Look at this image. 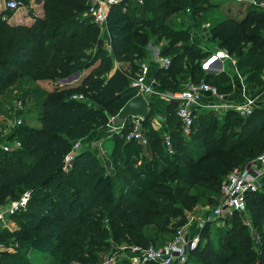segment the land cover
Returning a JSON list of instances; mask_svg holds the SVG:
<instances>
[{"label":"trees","instance_id":"1","mask_svg":"<svg viewBox=\"0 0 264 264\" xmlns=\"http://www.w3.org/2000/svg\"><path fill=\"white\" fill-rule=\"evenodd\" d=\"M17 1L28 9L33 22L12 24L15 10H0V97L22 82L30 85L78 72L85 75L78 85L22 91V105L17 108L22 123L11 133L0 132V206L31 193L27 206L12 215L18 228L2 231L0 244H32L49 253L52 264L90 263L108 246L104 242L108 233L120 244L161 247L158 243L168 236L173 239L188 223L203 189L215 192L219 204L225 178L264 153V107L261 114L254 108L249 116L228 110L225 123L219 126L217 111L196 114L191 136L186 138L177 105L171 102L163 129L170 135L172 152L161 131L152 125L148 129L154 116L150 109L144 122L148 145L127 140V120L122 134L113 136L111 171L87 149L66 170L64 159L73 144L108 125L138 94L133 80L147 56L149 34L158 41L167 40L161 44L160 56L172 62L155 77L163 87L205 80L218 89L231 90L226 73H205L203 63L211 52L186 42L190 35L186 23L177 24L175 18L189 10L198 20L219 6L211 0L114 3L107 16L111 46L107 49L104 30L89 13L94 0ZM34 3L42 5V15L35 14ZM207 25L216 50L225 49L237 60L248 88L264 86V8L251 4L240 19ZM32 95L37 97L31 99V111L26 109L25 97ZM154 105L152 101L150 108ZM16 140L20 147L3 148ZM263 187L264 178L262 191L247 196L259 242L236 211L217 239H207L202 250L207 260L198 257L199 263L264 264ZM18 250L3 252L0 264H31Z\"/></svg>","mask_w":264,"mask_h":264},{"label":"built area","instance_id":"2","mask_svg":"<svg viewBox=\"0 0 264 264\" xmlns=\"http://www.w3.org/2000/svg\"><path fill=\"white\" fill-rule=\"evenodd\" d=\"M122 0H94L89 8V13L93 20L98 23L103 30L106 29L107 16L109 7L121 2ZM6 7L11 10H18L20 8L17 0H6ZM216 60H229L232 64L237 65V60L230 56L229 52L225 49H218L215 53L210 55L203 68H207ZM170 57H161L160 64L163 68L168 69L171 65ZM148 66L143 64L141 73H139L133 85L139 88L138 93H142L146 98L151 97L154 94L151 84L146 81V72ZM64 84V83H62ZM211 93L214 96L222 98L223 95L219 92L218 88L205 80L197 82L189 81L184 85L181 91L169 94L170 103L173 102L177 105V116L182 122L183 134L186 138L191 136L192 126L196 118V114L203 113V94ZM244 93V101L241 104L232 103H220L211 105L210 109L213 111L221 112L222 110H233L242 116H249L254 112L255 100L248 98ZM78 98H83L79 96ZM21 102L18 103L17 108H21ZM113 119L111 118L108 125H112L114 135H120L125 128V124L120 127L113 125ZM143 117H131L129 119L130 130L126 135L127 140H135L139 144L148 145V138L144 132ZM22 123V119L18 121V125ZM164 141L166 147L172 152L171 139L168 132L164 133ZM20 142L16 140L12 144H3V148L7 151L20 147ZM83 140L77 141L73 144L70 152L64 159V168L68 170L71 164L75 160L77 154L82 150ZM264 178V153L256 157L250 163H247L244 167L234 169L222 182L221 185V201L214 208V214L216 217H223L225 214H232L236 211H240L247 204L248 194L259 191L263 186ZM31 193L26 192L19 200L13 201L7 211L0 212V224L4 222L6 213L13 215L17 211L27 206ZM187 225L179 228L174 238L161 247L148 246L142 247L138 245H131L130 259L132 264H145L146 262H153L156 264H185L188 260L189 251L193 249L198 241V238H189L186 234ZM16 243L13 247H18ZM1 247H6L4 244H0Z\"/></svg>","mask_w":264,"mask_h":264},{"label":"rangeland","instance_id":"3","mask_svg":"<svg viewBox=\"0 0 264 264\" xmlns=\"http://www.w3.org/2000/svg\"><path fill=\"white\" fill-rule=\"evenodd\" d=\"M211 1L215 4H218L219 7L209 10L206 14H203L202 18H199L198 20H196L193 17L192 13L189 10L181 13L180 19L175 17L177 20L176 21L177 24H180V22L186 23L185 28H187V30L190 33L189 37L186 39V42L188 43L193 42L196 44L205 42L204 40L206 38L205 33L209 31V25H207L208 22L212 23L214 21L223 20L226 18L240 19L241 17H243L245 9L251 4H256L259 7L264 8V0H211ZM102 2H104V0H102ZM148 42L149 43L147 44V47L145 48V51L147 53V56L145 57L146 59L149 57L151 53L148 49L150 44L161 45L162 43L167 42V40L162 39L161 41H158L156 37H153L151 34H149ZM103 44L105 45V47H109V44H110V39L109 37L106 36L105 32H103ZM212 47H214L213 44L209 45V48H212ZM146 59L141 62V68H143V64H146L148 66V62L146 61ZM205 60H204V63H205ZM237 65L232 64V63L228 65L226 63L223 67L216 68L215 70H213V73H220L221 71H225L232 77L234 75L239 76V78L244 81V85L246 87L247 94L245 96L255 100V108H256L255 112L257 111L256 114L259 115L261 114V111H262L261 109H263L264 107V86L248 88V85L245 81L246 76L243 75V73L241 72V70L238 68ZM262 78L264 80V74L262 75ZM147 83L149 82L147 81ZM176 84L177 85L165 88L158 82V80L151 81V86H152V89L155 95L152 94L151 97H148L147 99L150 102L153 101L154 104L156 100H159V101L163 100V103H164L163 109L167 113L166 104L167 102L170 103L168 95L181 91V89L185 85L184 83H181V82H176ZM35 86L39 87L41 90L46 89L45 87L46 85L44 82H40L36 84L30 83V85L24 84L22 82L18 84L17 86L11 88L6 95L0 97V132L11 133L15 129V126H17L18 121L22 117L21 113H19L18 112L19 110L17 109V105L19 101H21L20 98L23 95L21 92L22 91L24 92V90L29 87L33 88ZM218 90L221 93H227V94L231 93V90L224 91L223 88L218 89ZM37 96H38V93H37ZM37 96L32 95V96L25 97L26 109L29 110V108L31 109V107H33L32 106L33 104L31 103V99L36 100ZM150 109L152 110L151 111L152 115L154 114L153 116L154 118L157 113V109H155V105L151 107ZM226 111H228V109L222 110L221 112H217V121L219 122L218 126L225 123L224 115ZM26 116L27 115H25V117ZM26 118L28 120H31V123H33L32 122L34 121L33 118L31 117H26ZM151 121H149L147 125L148 129H150V126L152 123ZM35 123L36 122H34L33 124ZM109 127H112V125H110ZM236 130L237 129H234V132L232 135H234ZM82 149H84L83 146H82ZM110 154H112V152ZM110 154H108V157L106 155L103 158V160H101V163L104 166L106 165V167L108 168L107 170L109 171L112 170ZM106 159H108L107 162H106ZM251 161H249L248 163H250ZM203 190L204 191L201 192L202 195L198 194V204L195 210L192 213L188 214L187 222L191 221V223L187 226L186 233L191 234L193 236L192 238H195V237L198 238V241L193 247V249H190L188 260L185 264H201L198 261V257H201V258L203 257L205 258V260H207V257L203 256L202 254V250H203L205 243L207 242V239L209 241H212L211 240L212 238L217 239V236L220 230H225L229 226L228 224L231 222L229 219V216L231 214L229 213L225 214L223 217L215 216L214 208H216V206L218 205L217 202L219 198H217V195H215V192H210L206 189H203ZM13 201L15 200L8 199L6 201L5 208L7 207L9 208L10 203ZM237 216L240 218V221H243V223L247 226L254 241L256 243L259 242V234L252 225V219L248 211L247 204L240 211H238ZM11 218H12V215H7L4 224L0 226V228H2L0 230H3V232L10 231L8 228L9 227L8 224ZM106 237L107 238L105 239L104 242L106 243V245H108L107 246L108 248L107 247L103 248V250L98 253V258L97 259L92 258L89 261L90 263L88 264H132L131 259H130L131 245L120 244L116 242L114 238L111 237V233L110 234L108 233ZM171 239H172L171 236L165 237L164 240H162L164 242L158 243V245L159 244L165 245ZM18 247H19V250L17 249ZM18 247L16 249L20 252V254H23L24 258L31 264H52L53 259L49 255V253H47L46 251L37 249L33 247L32 244H24V243L22 244L21 243L19 244ZM10 249H13V247L7 248L6 251L10 252ZM16 249H15V252H17ZM1 257L2 256L0 255V258ZM74 264H78V263H74Z\"/></svg>","mask_w":264,"mask_h":264},{"label":"crops","instance_id":"4","mask_svg":"<svg viewBox=\"0 0 264 264\" xmlns=\"http://www.w3.org/2000/svg\"><path fill=\"white\" fill-rule=\"evenodd\" d=\"M5 7H6V0H0V10L4 9ZM32 8L35 11V14H38V15L43 14L42 5H36L34 3L32 5ZM10 22L12 24H31L33 22V19L30 17L29 11L27 8L20 7L18 10H16L14 12L13 17L10 19ZM104 32H105L106 36L109 37V39H110L108 31L104 30ZM205 35H206V38L204 39L205 42H202L198 45H200V47H202L204 50L210 51L211 52L210 55H212L213 53L216 52L215 43L212 42L211 34L209 31L207 33H205ZM211 44H213L214 47L209 48V45H211ZM106 48L111 49L110 44H109V47H106ZM148 49L151 53H150L149 57L147 58L148 60L145 58L146 61L148 62V69L146 72V80L151 84V81L156 80V78H155L156 73L162 68V66L160 64V58L162 57V56H160L161 45L150 44ZM207 58H206V60H207ZM226 63L228 65L231 64V62L229 60H222V61L216 60L210 66H208L207 68H204L206 74H216L217 75L220 73H226L230 78L229 85L231 86V93L227 94V93H221L219 91L223 95L222 98L214 96L211 93H204L202 102H203V105L206 107L202 108L201 111L203 113L208 112V111H213L210 109L211 105H213V104H220V103L226 102V103H232V104H238L239 105L244 101L243 95H244V93L247 94V91H246V87L244 85V81L241 80L239 78V76L234 75L232 77L231 75H229L225 71H221L220 73H213V70H215L216 68L223 67ZM84 75H85V73L82 74V73L78 72V73H76V74H74L68 78H65V79H57L55 81H49V82L47 81V82H44L46 85L45 87L47 89H52L55 86L64 87L66 85H78L83 80ZM62 83H64V84H62ZM156 95H157V93H156ZM154 100H155V98H154ZM163 104H164L163 100H160V101L156 100L155 101V109H157V113H156V116L153 118L151 125L155 130L161 131L164 134L165 131L163 128H165L166 112L163 109L164 108ZM168 104H170V103L167 102L166 107H168ZM109 126L110 125H105L103 127H100L99 129L94 130L89 135V137H87L86 139L83 140V148L95 152L99 156L100 160H103V158L106 155L108 157V154H110L114 149V139H113L114 130L112 127H109ZM107 161H108V159H106V162ZM7 208H5V205L0 206V212L7 211ZM7 215H9V214L6 213L5 220H6ZM11 219L9 220V224H8L9 227L8 228L10 231L16 230L18 228V225L15 224V220H13V219L11 220ZM5 220H4V222H5ZM4 222L1 223L0 226L2 224H4ZM0 229H2V228H0ZM2 231L3 230H0V233ZM186 234L189 238L193 237L191 234H188V233H186ZM10 247H13V246L10 245V246H6V247H1L0 248V255L3 252H6V249L10 248ZM10 252L11 253L15 252V248L13 247V249H10Z\"/></svg>","mask_w":264,"mask_h":264},{"label":"water","instance_id":"5","mask_svg":"<svg viewBox=\"0 0 264 264\" xmlns=\"http://www.w3.org/2000/svg\"><path fill=\"white\" fill-rule=\"evenodd\" d=\"M150 106L151 102L142 93H138L121 108L118 115L113 119V125L120 127L131 117L146 118L149 114Z\"/></svg>","mask_w":264,"mask_h":264}]
</instances>
